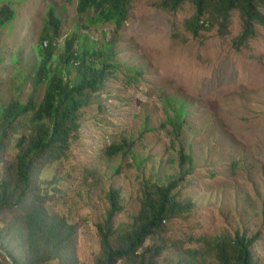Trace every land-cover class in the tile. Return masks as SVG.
Returning a JSON list of instances; mask_svg holds the SVG:
<instances>
[{
	"label": "rangeland",
	"instance_id": "obj_1",
	"mask_svg": "<svg viewBox=\"0 0 264 264\" xmlns=\"http://www.w3.org/2000/svg\"><path fill=\"white\" fill-rule=\"evenodd\" d=\"M77 6L78 0H0V17L7 16L0 26V121L12 100L33 97L39 105L44 97L47 84L33 80L47 45L41 38L52 34L53 7L61 20L53 73L71 83L82 79L76 64L60 59L74 35L77 51L91 49L96 66L112 65L100 90L79 96L81 126L67 158L44 168L38 181L43 192L61 191L46 207L77 226L79 263L94 264L101 254L98 225L111 188L122 208L113 223L125 235L137 228L147 185L178 181L170 195L189 210L166 221L144 250L162 247L159 264H220L216 239L239 232L256 237L249 250L255 264H264V27L256 23L255 34L236 45L237 9L224 28L209 10L193 34L186 23L195 11L191 0L176 9L163 8L162 0H133L120 29L93 8L79 13ZM16 137H9L10 148ZM123 142L117 154L107 153ZM180 151L192 164H180ZM11 223L2 218L0 228ZM7 261L0 257V264Z\"/></svg>",
	"mask_w": 264,
	"mask_h": 264
},
{
	"label": "trees",
	"instance_id": "obj_2",
	"mask_svg": "<svg viewBox=\"0 0 264 264\" xmlns=\"http://www.w3.org/2000/svg\"><path fill=\"white\" fill-rule=\"evenodd\" d=\"M186 0H162V7L176 9ZM195 11L186 21L193 34L203 27L200 19L210 10L218 18L221 28L226 27L229 13L237 9L242 19V31L236 45H240L255 34L256 23L264 27V16L260 6L264 0H191ZM133 0H78L79 13L93 8L99 19L112 22L122 28L130 17ZM7 12L9 8L4 5ZM5 13L0 17V26H5ZM48 21L52 34L47 32L41 43L47 41L43 50L42 61L34 76V84H47L44 97L37 105L33 97L26 103L12 100L3 109L0 121V220L11 218L14 223L0 228V257L9 256L14 264H80L75 255L77 226L65 217L50 214L47 203L55 200L61 191L40 188L38 181L43 169L67 158L71 148L70 140L80 128V98L86 90L98 91L108 78L106 72L112 65L105 63L101 67L90 59L98 55L91 49L77 51L74 48L76 35L65 40L64 52L60 54L62 63L78 66L82 79L71 83L61 72L51 67L54 42L59 35L61 20L54 8L48 11ZM91 61V62H90ZM53 73V74H52ZM174 124V127L176 124ZM16 127L20 131H16ZM25 131H22V129ZM17 132V133H16ZM17 135L13 148L9 137ZM122 144L111 145L107 153L117 154ZM132 146V145H130ZM180 164H192V158L180 151ZM48 186L54 185L55 179L47 180ZM178 181L164 186L147 185L143 195V204L136 218L137 228L125 235H118L114 217L121 211L118 191L111 188L108 193L110 207L106 218L98 225L101 254L94 264H159L162 247L145 245L151 237L161 234L164 224L179 213L189 210V206H180L171 197V190ZM239 232L230 239H216V253L220 264H255L249 250L256 238H247ZM116 238V244L111 239ZM150 258V259H149ZM10 262L7 261V264Z\"/></svg>",
	"mask_w": 264,
	"mask_h": 264
},
{
	"label": "water",
	"instance_id": "obj_3",
	"mask_svg": "<svg viewBox=\"0 0 264 264\" xmlns=\"http://www.w3.org/2000/svg\"><path fill=\"white\" fill-rule=\"evenodd\" d=\"M0 252L2 253V250H1V249H0ZM6 257H7L8 261H9L11 264H14L13 260H12L9 256L6 255Z\"/></svg>",
	"mask_w": 264,
	"mask_h": 264
}]
</instances>
